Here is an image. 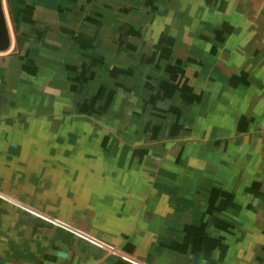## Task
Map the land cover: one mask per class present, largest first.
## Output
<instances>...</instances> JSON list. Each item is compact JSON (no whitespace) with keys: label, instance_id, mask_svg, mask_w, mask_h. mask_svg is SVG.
I'll list each match as a JSON object with an SVG mask.
<instances>
[{"label":"crops","instance_id":"1","mask_svg":"<svg viewBox=\"0 0 264 264\" xmlns=\"http://www.w3.org/2000/svg\"><path fill=\"white\" fill-rule=\"evenodd\" d=\"M28 1L19 0L20 7L14 9H31ZM153 1L148 0L146 9H150ZM161 1L165 2L160 10L165 15V19L162 15L163 25L160 24L163 33L167 34L164 21L168 20L166 14L172 6L176 10L172 19L176 17L175 20L179 21L185 15L192 16L193 31L199 30L202 35L187 43L183 37L176 41L172 39L170 43L167 41L172 53L176 52L173 62H179L184 56L190 57L196 70H191L192 84L194 78L200 82L206 76L201 73L203 69H208L209 78L214 77L216 84L223 83L214 88L219 91H211V95L216 94V99L208 101L212 109L208 117L214 114L216 125V120L224 117V122L218 126L232 128L239 118L241 126L257 127L252 131L245 130V152L250 156L246 161L239 160L238 166H223L216 162V156L210 155H203L207 161L195 165H186L182 155L181 165L174 166L169 159L176 156H166L159 167L162 171L158 177L160 181L154 182L151 161L148 162L150 167L145 160L139 161V165L135 159L130 161L132 164H122V156L116 151L95 152V155L86 151L88 138L83 129L80 130L81 126L76 129L72 125L66 126L60 138L48 137L44 132L25 137L27 133L14 128L16 124L5 123L7 131L20 134L23 143L25 140L28 143H61L58 156L65 159V163L26 167L23 177H18L16 192L11 193L23 205L48 213L73 227L68 229L71 232L45 228V242L53 247L49 264H124L106 249L81 236L84 235L82 232L146 264H264V198L255 195L264 183L259 186L260 182L249 176L259 173L255 168L259 167L258 159L264 157V0ZM32 3L35 13L42 19L45 16L49 23H53L50 19L61 6L80 9V19L75 25L81 33L88 34L102 26L101 21L93 19L89 9H120L132 4L137 9V0H32ZM154 7L159 9L158 3ZM23 21L20 29L37 28L36 23L26 22L25 17ZM168 28H172L171 25ZM25 34L27 36L26 32L22 33L23 38ZM164 37L161 38L162 45L168 38ZM46 40L41 37L39 46L49 43ZM17 42L18 37L14 42L12 40L11 48ZM145 45L154 43L147 41ZM12 61L7 65L9 72L14 70ZM47 76L51 77L39 72L37 77L33 75L32 79L36 81L29 82L31 79L24 78L17 80L14 86L19 91L30 84L28 93L35 96L39 88L36 82ZM30 95L24 100L33 101ZM7 131L1 133L0 130V152H4L0 156L1 174L3 169L9 168L12 158L23 161L28 154L37 158L46 154L57 155V149L50 145L45 149L40 146H37L40 149H33L24 144L19 148L14 141L11 145L15 148L8 150L6 143L10 133ZM67 142L72 143L69 147L74 145L73 152L68 150ZM252 158L257 160L256 167ZM238 174L242 175L241 180L235 181L234 175ZM7 188L1 181L0 190L5 192ZM19 216L25 221L26 215ZM4 222L8 219L1 217V226ZM58 251H64L66 257L58 256Z\"/></svg>","mask_w":264,"mask_h":264},{"label":"rangeland","instance_id":"2","mask_svg":"<svg viewBox=\"0 0 264 264\" xmlns=\"http://www.w3.org/2000/svg\"><path fill=\"white\" fill-rule=\"evenodd\" d=\"M18 1L3 0L12 40L14 42L18 37L19 43H14L5 52H0L1 133L7 131L5 123H12L16 124L14 128L23 129L22 132L27 133L25 137L34 132H44L48 137L60 138L66 126H75L74 129L81 126L80 130L83 129L88 138L86 151L94 155L95 152L116 151L122 156V164L135 159L139 165V161L145 160L150 167L148 162L151 161L154 182L160 181L158 177H161L162 171L159 167L166 156H176L169 159L174 166L181 165L182 155L185 156L186 165L206 162L207 157L202 158L203 155L216 156V162L223 166H238L239 160L248 159L250 154L245 152V130L249 128L252 131L257 127L241 126V119L238 118L232 128H226L218 126L224 122V117L216 120L218 125L214 124V114L208 117L212 110L208 101L211 99L213 102L216 99V94L211 93L213 90L219 91L214 88L223 83L216 84L214 77L209 78L208 69H203L201 73L206 76L199 78L200 82L198 78H194L192 84L191 75L196 70L195 64L189 60L190 57L184 56L179 62H173L176 52L172 53L170 41L181 40L183 37L187 43L200 35L199 30L192 29V16L185 15L183 20L176 21V17L172 19L176 10L171 6L166 14L168 20L164 21L166 34L162 32L163 14L160 11L165 2L154 0L153 5H149L150 9H146L148 0H137V9H134L133 4L120 9H89L93 19L101 21L102 26L88 34L81 33L75 25L80 19V9H75L74 6H69L68 9L61 6L56 9V15L50 19L53 23H49L44 15L42 19L32 9V0L28 1L31 9H14L15 6L20 7ZM156 3L159 9L154 7ZM23 17L30 24L36 23V30L31 26H28V31L20 29L19 26H23ZM163 18L165 19V15ZM169 25L172 28H168ZM181 31H184L183 34ZM25 32L27 36L25 34L23 38L22 33ZM164 35L168 38L162 45L161 38ZM41 37H45L49 43L39 46ZM147 41L154 45L146 46ZM18 50L20 52L16 54ZM10 60H13L14 70L9 72L7 65ZM39 72L51 77L47 76L48 78L36 82L35 85L39 87L38 95L28 93L31 91L30 84H26L23 87L25 89L16 90L14 85L17 80L28 78L31 79L29 82H34L36 79H32L33 75L37 77ZM29 95L34 98L33 101L24 100ZM7 139L8 150L15 148L11 141L19 148L25 144L33 149H45L49 145L57 149L56 156L46 154L47 156L37 158L28 154L23 161L18 157L12 158L9 168L3 169V174L0 173V182L4 181L9 188L5 192L0 190V193L11 198L14 197L11 193L16 192L18 177H23L26 167L65 163V159L58 156L61 152L59 142L28 143L25 140L23 143L20 134L11 133ZM66 144L68 150H75L74 145L69 147L72 143ZM6 148L3 147V151ZM2 153L4 152H0V156ZM251 161L256 167V158ZM258 161L259 167L255 169L259 173L249 176L262 186L264 157ZM6 171L11 172L6 174ZM234 176L235 181L241 180L242 175ZM255 195L264 198V186L255 191ZM8 198L0 196V218L8 219L3 226L0 224V264H49L53 247L45 242L47 239L43 232L45 228H62L48 222H55L48 218V213L38 210L42 212L40 218L36 216L38 211H33L34 207L23 205L26 208L23 209L15 206ZM20 214L26 215L25 221ZM17 221L21 223L17 225ZM58 224L73 229L64 221H59ZM74 230L81 233L78 229ZM82 234L84 235L81 236L95 245L102 241L86 233ZM108 253L118 257L124 264H131L118 254L110 251Z\"/></svg>","mask_w":264,"mask_h":264},{"label":"water","instance_id":"3","mask_svg":"<svg viewBox=\"0 0 264 264\" xmlns=\"http://www.w3.org/2000/svg\"><path fill=\"white\" fill-rule=\"evenodd\" d=\"M12 36L6 17L3 0H0V52H5L11 48ZM58 256L66 257L64 251H58Z\"/></svg>","mask_w":264,"mask_h":264},{"label":"built area","instance_id":"4","mask_svg":"<svg viewBox=\"0 0 264 264\" xmlns=\"http://www.w3.org/2000/svg\"><path fill=\"white\" fill-rule=\"evenodd\" d=\"M0 196H2V197H6V198H8L9 196H6L5 194H3V193H0ZM11 202H14V203H16V204H18V206H20L21 208H23V209H26L24 206H23V204H20L19 202H17L15 199H13V198H11V197H9L8 198ZM34 210V212H36V211H38L37 209H35V208H33ZM31 212V211H30ZM29 212V213H30ZM34 212H32V213H34ZM31 213V214H32ZM37 213V214H36ZM36 213H34V214H36V216L38 215V217L40 216V218L42 217L41 215H40V213H42V212H40V211H38V212H36ZM44 218V217H43ZM49 219H52V220H54L55 222H53V221H49L48 220V222H51V223H54V224H57V225H61V224H58L59 223V221L57 220V219H54L53 217H48ZM47 221V220H46ZM56 222H58V223H56ZM61 226H63V225H61ZM77 233V232H76ZM98 246H100V247H102V248H104V249H106V250H108V251H110L111 253H114V254H118V256H120L123 260H125V261H127V262H129V263H131V264H146V263H143V262H141V261H139L138 259H136V258H134L133 256H131L130 254H128V253H125V252H122L120 249H118V248H115L114 246H112V245H109V244H107V243H105V242H102V241H100V244H98Z\"/></svg>","mask_w":264,"mask_h":264},{"label":"flooded vegetation","instance_id":"5","mask_svg":"<svg viewBox=\"0 0 264 264\" xmlns=\"http://www.w3.org/2000/svg\"><path fill=\"white\" fill-rule=\"evenodd\" d=\"M46 221V220H45ZM51 223V222H50ZM54 224V223H53ZM55 225H57V224H55ZM59 227H61L62 229H64V230H66V231H70V230H68V228H65V227H63V226H61V225H58ZM71 229V228H70ZM71 232V231H70ZM76 235V234H75ZM84 240H86V239H84ZM87 241V240H86ZM91 244V243H90ZM94 244V243H93ZM95 245V244H94ZM95 246H98V245H95ZM98 247H100V246H98ZM100 248H102V247H100ZM104 249V248H103Z\"/></svg>","mask_w":264,"mask_h":264}]
</instances>
